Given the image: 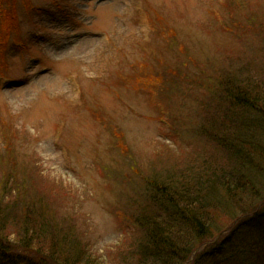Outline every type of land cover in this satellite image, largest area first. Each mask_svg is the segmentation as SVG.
Segmentation results:
<instances>
[{"label": "rangeland", "instance_id": "rangeland-1", "mask_svg": "<svg viewBox=\"0 0 264 264\" xmlns=\"http://www.w3.org/2000/svg\"><path fill=\"white\" fill-rule=\"evenodd\" d=\"M13 2L3 0L9 22L0 17V194L13 157L48 187L49 200V185L60 187L64 199L53 204L64 214L71 207L99 257L113 260L138 232L134 224L124 234L117 212L134 210L148 179L165 183L200 163L201 137L189 129L194 99L158 94L152 82L147 90L135 74H154L167 60L201 82L217 66L235 71L237 57L254 56L258 66L264 0H15L12 9ZM229 17L260 35L235 25L222 31ZM161 30L177 36L167 41ZM174 116L182 122L172 134Z\"/></svg>", "mask_w": 264, "mask_h": 264}, {"label": "trees", "instance_id": "trees-1", "mask_svg": "<svg viewBox=\"0 0 264 264\" xmlns=\"http://www.w3.org/2000/svg\"><path fill=\"white\" fill-rule=\"evenodd\" d=\"M0 17L10 20L3 0ZM242 21L224 18L222 31L231 33L235 25L234 31L245 28L260 35V27ZM160 33L167 41L177 36L169 30ZM181 53L175 55L179 60ZM254 58L231 60V68L242 63L235 71L217 66L201 82L192 69L180 64L174 68L167 60L166 69L162 63L154 74L136 75L147 90L152 82L158 94L178 92L194 99L189 129L201 137L195 149L200 163L192 174H172L165 183L148 179L129 218L117 212L124 234L134 224L138 232L128 235L124 255L119 250L106 263L68 207L72 201L66 199L69 214L53 204L64 199L60 187L49 185L55 199L49 200L48 187L35 184L28 168L17 167L12 157L0 194V264H264V55L260 66ZM167 122L178 124L174 134L182 120L174 116ZM222 214L229 216L227 223Z\"/></svg>", "mask_w": 264, "mask_h": 264}]
</instances>
